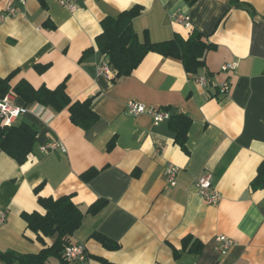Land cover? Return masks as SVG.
<instances>
[{
  "label": "crops",
  "instance_id": "crops-1",
  "mask_svg": "<svg viewBox=\"0 0 264 264\" xmlns=\"http://www.w3.org/2000/svg\"><path fill=\"white\" fill-rule=\"evenodd\" d=\"M60 1L45 0L43 7L41 0H0V77L17 71L13 85L26 80L36 89L66 80L72 102L97 98L99 120L84 131L68 109L38 104L20 117L18 124L33 125L38 135L23 165L0 150V213L7 215L0 251L26 256L52 245L54 238L41 242L27 229L22 214L44 213L40 197L72 195L84 213L98 200L108 201L98 214L86 213L74 235L86 247L88 264H103L98 258L113 264H264V188L252 187L264 161V0H199L192 6L185 0H76L75 11ZM135 6L142 7L133 21L141 41L145 34L153 43L187 39L196 30L215 44L205 67L192 75L181 61L150 53L132 75L117 78L96 38L103 19ZM9 7L15 17L5 16ZM177 15L188 16L191 26L176 22ZM233 62L236 70L222 71ZM103 63L109 76L100 74ZM199 76L208 78V87L196 81ZM226 81L231 91L220 94ZM131 100L188 115V153L175 142L169 120L156 126L148 114H128ZM15 103L26 107L20 97ZM48 145L56 147L44 151ZM168 166L179 169L176 187L166 183ZM91 169L98 175L83 181ZM206 172L222 196L216 206L197 194L196 180ZM94 234L119 249H107ZM221 235L237 242L227 255L217 249ZM187 236L203 250L176 260L173 248L181 250ZM47 264L61 262L50 258Z\"/></svg>",
  "mask_w": 264,
  "mask_h": 264
},
{
  "label": "trees",
  "instance_id": "trees-1",
  "mask_svg": "<svg viewBox=\"0 0 264 264\" xmlns=\"http://www.w3.org/2000/svg\"><path fill=\"white\" fill-rule=\"evenodd\" d=\"M41 1L43 7H46L45 0ZM185 1L192 6L199 0ZM141 13L142 7L135 6L120 13L116 18L107 17L101 22L103 31L96 38V46L99 52L108 59V63L117 71V78L132 75L150 53H157L181 61L186 72L192 75H197L205 67L207 54L215 50L217 46L205 41L202 33L193 30L187 39L176 36L172 40L159 43H153L145 34L144 41H141L133 27L134 19ZM45 26L55 28L51 26L50 22H47ZM92 51L93 49L87 50L84 56ZM16 74L17 71L5 78L0 77V98L12 93L16 97L22 98L27 108L38 104L55 112L68 109L72 123L84 131H88L98 122L99 116L93 110L97 98L72 102L66 91V80L54 89L45 86L36 89L26 80H20L13 85L12 80ZM164 110L168 113L172 111L168 107ZM191 125L192 119L182 111L174 112L169 118V127L175 134V142L187 153ZM37 135L38 130L26 122L21 124L17 122L12 126L0 124V150L23 165L35 148ZM114 145L115 140H112L108 149L112 150ZM98 173V170L91 169L82 174L81 178L88 182L94 179ZM252 187L254 189L264 188V161L258 168ZM38 202L44 213L39 211L24 213L22 218L27 224V229L36 234L39 241L44 242V237L54 238L52 245L45 246L38 254L26 256L0 251V260L5 264H47L50 258H56L61 264H74L66 258L67 247L79 243L74 240V235L81 228L86 213L98 214L107 206L108 201L98 200L89 207L86 213L73 202L72 195H65L57 199L40 197ZM92 237L109 250L119 249L118 244L100 234H94ZM202 250L203 244L198 239L187 236L182 241L181 250L173 248L174 258L177 260L185 252L200 253ZM98 260L103 264H113L102 258H98Z\"/></svg>",
  "mask_w": 264,
  "mask_h": 264
},
{
  "label": "built area",
  "instance_id": "built-area-1",
  "mask_svg": "<svg viewBox=\"0 0 264 264\" xmlns=\"http://www.w3.org/2000/svg\"><path fill=\"white\" fill-rule=\"evenodd\" d=\"M22 5H26L28 0H16ZM61 5L70 11H75L77 9L76 0H61ZM6 17H15L17 15V10L15 8L9 7L7 10ZM176 22L183 24L185 27H190V19L185 15H177ZM238 64L228 63L222 67L223 72L236 70ZM100 74L109 76V66L107 64H101L99 67ZM196 81L204 87L209 86V80L205 76L196 77ZM220 94H227L231 91V85L226 81L221 83L219 86ZM16 96L12 93L6 95L4 98H0V124L5 126H12L18 122L20 117L27 113V107H19L15 103ZM126 110L128 114L133 116H139L142 114H148L153 119V124L158 125L165 120H169L170 113L166 112L164 109H152L146 107L144 104L138 101L131 100L126 104ZM56 145L44 146L42 149L44 151L49 148H54ZM179 173L178 167L168 166L165 170L166 183L171 187H176L177 176ZM196 190L197 194L204 200L208 205L216 206L221 201V193L217 190L213 181V174L211 172H206L196 180ZM6 213H0V226L6 222ZM237 245V242L225 235H221L217 238V249L222 255H227L228 252ZM66 258L74 264H88L90 261L86 247L82 243H75L66 249Z\"/></svg>",
  "mask_w": 264,
  "mask_h": 264
}]
</instances>
